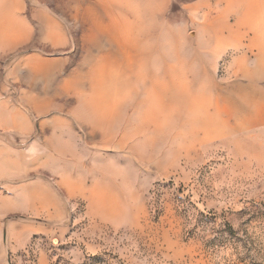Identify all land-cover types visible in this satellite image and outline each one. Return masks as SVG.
<instances>
[{
  "label": "rangeland",
  "instance_id": "obj_1",
  "mask_svg": "<svg viewBox=\"0 0 264 264\" xmlns=\"http://www.w3.org/2000/svg\"><path fill=\"white\" fill-rule=\"evenodd\" d=\"M0 264H264V0H0Z\"/></svg>",
  "mask_w": 264,
  "mask_h": 264
}]
</instances>
